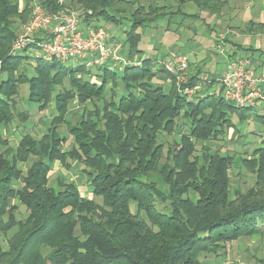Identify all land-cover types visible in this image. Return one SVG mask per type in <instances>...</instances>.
Instances as JSON below:
<instances>
[{
	"label": "trees",
	"instance_id": "1",
	"mask_svg": "<svg viewBox=\"0 0 264 264\" xmlns=\"http://www.w3.org/2000/svg\"><path fill=\"white\" fill-rule=\"evenodd\" d=\"M39 1L50 11L61 9L57 0ZM226 2L73 1L86 22L129 25L124 35L130 63L122 69L98 65L101 72L93 74L85 63L12 54L16 22L29 21L31 1L21 10L17 0H0V73L5 74L0 82V235L8 243L7 248L0 244V264H208L210 256L228 255V243L264 236V138L242 159L255 175L254 185L236 190L234 196L230 169L236 156L206 145L196 154L198 141L218 139L233 124L232 115L245 121L250 108L227 101L219 77L211 75L190 97L161 64L164 57H141L134 63L135 55L144 54L140 29L164 19L175 22L177 15L182 20L198 17L186 11L189 6L219 16ZM262 29V24L249 25L250 32ZM30 59L31 76L22 68ZM92 75L100 80L93 81ZM201 76L202 69L191 71L181 87L195 86ZM121 78L125 90L118 95ZM110 82L111 98L106 99ZM24 83L29 85V101L44 110L54 100L55 114L41 138L26 133L12 146L1 128L17 118L28 119L29 114L16 107ZM73 101L86 107L76 123L68 118ZM179 118L190 123V131L165 155L159 134L178 128ZM63 123L74 138L69 150L63 149ZM32 158L24 171L21 165ZM75 159L88 177L93 198L82 195L64 172L58 174L56 186L50 185L54 163L71 170ZM19 203L27 209L26 217H18Z\"/></svg>",
	"mask_w": 264,
	"mask_h": 264
},
{
	"label": "rangeland",
	"instance_id": "2",
	"mask_svg": "<svg viewBox=\"0 0 264 264\" xmlns=\"http://www.w3.org/2000/svg\"><path fill=\"white\" fill-rule=\"evenodd\" d=\"M73 0H69V3L71 4ZM231 8H225L221 11V14L219 16L217 15H211L208 12L201 11L196 6H189L186 8V11L197 14L198 17H187V19H180V16L174 17V21L172 22V29L169 30V32H166L167 22L161 21V27L158 28L157 33L153 34V31L149 30L148 27L144 29H140L142 32L144 30V43L140 44V48H146L147 47V39L154 38L155 44L154 46L158 49H160L164 44L165 47H162V51L165 50L166 52L164 58L171 57L172 55L183 53L187 54L190 58V68L189 71H194L196 68V64L202 65L205 59L206 64L205 68L202 70V74L208 75L210 77L212 74L208 72L209 70H206L208 65L212 63L219 62L218 67L219 69L223 70L225 65V58L223 51L226 48H229L228 42L226 41V38L228 37L230 31V25L240 23V21L245 19L246 15H237L238 12H240V9L243 4L241 0H230ZM245 4V2H243ZM74 7V6H72ZM76 8V7H74ZM79 9V8H77ZM239 10V11H237ZM79 11L82 14V9H79ZM237 12V13H236ZM247 12H251V10H247ZM237 16H239L237 18ZM176 21H181L180 24H177ZM99 23V22H98ZM25 23H21L20 21L16 22V28L17 31L20 32L22 29V26L25 25ZM123 25L129 26L127 23H124ZM242 26V25H240ZM108 32L109 29H121L122 27L114 25V24H106L104 26ZM210 27L212 29H210ZM112 30V31H113ZM241 30L243 28L241 27ZM164 32V35H162V38L160 41L157 40L156 34L158 35V38L160 37V33L158 32ZM118 38L122 40L123 42L126 39V35L124 32V29L118 30ZM151 35V36H150ZM147 37V38H146ZM260 37H258L259 39ZM163 40V41H162ZM162 41V42H161ZM246 43H252L256 45L257 38H252V40H246ZM121 42L122 46L124 43ZM262 47L264 48V38ZM189 48H188V47ZM185 48H188L190 50H193L195 54L192 51H186ZM184 50V51H183ZM118 54L123 56V52L121 49H119ZM163 58V59H164ZM34 60L30 59V61L27 63H23L22 68L26 69L29 72V75H33V64ZM192 62V63H191ZM80 63V60H73L69 63H65L67 65H77ZM125 62L123 59L120 61L114 63V67L123 68V65ZM92 69L96 72L99 71L96 66H93ZM119 76H124L121 74L119 69H116ZM2 78V74L0 73V80ZM93 81L100 80L99 78H91ZM157 82H163L160 79H156ZM111 86L112 83H109L108 91L105 94L106 99L111 98ZM166 87H170V83H165ZM218 87V86H216ZM215 87V88H216ZM58 91L60 89L57 88ZM125 90V83L123 79L118 80V86L116 88V91L118 95H121ZM217 93H220V89L216 88ZM99 105L102 104V101H97ZM54 100L52 101L51 105L47 107L44 110H39L37 108V104L35 102L29 101V85L28 83H24L20 86L19 93L16 97V107L21 112H27L29 114V117L26 121H21L19 118L15 119L14 122L9 124L8 126H5L1 128V132L4 138H7L10 145L15 144L16 142V135H20V133L24 131H30L36 138H41L44 132H47L48 125L53 117L54 114ZM93 104L88 103L87 108L93 109ZM84 108H86L83 105H79L76 101L71 102L68 112V118L71 120L72 123H76L79 119L81 113L84 111ZM252 111H250L251 113ZM253 113V112H252ZM251 117H254L253 114H251ZM232 121L237 125L239 129L243 131L244 128H248L250 130L247 135V140L250 143H247V146L244 148L242 147H236V145H233L232 143H228L225 141V139H213L210 141H198L197 142V152L196 154L201 155L202 151H204L203 146H210L212 151H218V152H228L232 155H236V159L234 164L232 165L230 169V177H231V193L232 195L236 190H243L246 191L248 188L252 187L255 183V175L250 172L247 167L242 163V159L245 156L250 155L251 151L253 150L255 146V139L257 136H255V132L258 133V130L261 128V124H259L258 121H254L253 124L248 123L247 121H242L239 116L236 114L232 115ZM60 132L67 138L66 142L63 145V149L69 150L74 146V138L69 133L68 126L66 123H63L59 126ZM190 131V123L185 121L184 118L178 119V128H176L172 132L167 131H161L159 134V140L164 143L165 145V155L170 154L174 150L175 144L180 140L181 136L184 133H189ZM253 131V133H252ZM17 132V134H15ZM19 133V134H18ZM260 137V136H259ZM261 140V137H260ZM257 142V141H256ZM260 142V141H259ZM256 143L257 144H259ZM13 146V145H12ZM242 148V149H241ZM36 159L32 158L31 161L28 163H23L21 167L24 171H27L28 167L30 166L31 162ZM75 169V168H74ZM81 169V168H80ZM67 170L64 167H60V163H58L56 169L50 173V185L56 186V179L58 174L61 172H64L67 176L69 175L72 178H75L77 181L80 179H77V174H80L81 170ZM80 171V172H79ZM69 178V177H68ZM72 180L71 178H69ZM74 179V180H75ZM75 180V181H76ZM80 183H85V185L80 186V190L84 191L85 193H88V188L90 185H88V181L84 182L80 180ZM90 193V192H89ZM88 193V194H89ZM89 196H92L89 194ZM98 202L102 201L101 197L95 198ZM14 203L16 201H11V203ZM18 204V202H17ZM163 206V205H162ZM133 210L135 209V206H132ZM18 217H26L28 215V211L25 208L24 205L19 203V209L17 213ZM0 244L4 248H7V242L5 237L0 235ZM228 250H229V256H227L226 260L224 259L221 261V264H264V237L257 235L254 237H244L240 238L238 240H235L233 242L228 243Z\"/></svg>",
	"mask_w": 264,
	"mask_h": 264
},
{
	"label": "built area",
	"instance_id": "3",
	"mask_svg": "<svg viewBox=\"0 0 264 264\" xmlns=\"http://www.w3.org/2000/svg\"><path fill=\"white\" fill-rule=\"evenodd\" d=\"M255 1L246 0L248 5ZM57 3L61 9L50 11L39 0H33L29 21L17 32L12 54L23 53L35 59L62 63L80 60L88 67L114 65L122 59L117 47L110 42L111 35L104 26L96 21L86 22L79 9L72 7L69 0H57ZM124 62L130 63L128 60ZM160 62L175 76L179 90L190 97L201 90L203 82H208L210 78L202 74L198 84L182 88V83L190 75L189 56L178 53ZM219 81L224 98L238 106L250 108L263 98L264 72L252 69L248 57L231 59Z\"/></svg>",
	"mask_w": 264,
	"mask_h": 264
},
{
	"label": "crops",
	"instance_id": "4",
	"mask_svg": "<svg viewBox=\"0 0 264 264\" xmlns=\"http://www.w3.org/2000/svg\"><path fill=\"white\" fill-rule=\"evenodd\" d=\"M17 1L19 2L21 10L26 8L27 0H17ZM30 1H31V7H32L33 0H30ZM73 1H76V0H73ZM241 2L243 4V6L241 8H239L240 12H238L237 15H240V16L241 15H246L245 19L243 20V22L241 20L240 23H237V24H232L231 23L230 28H229L230 31H228L229 35L226 38V41L229 43L228 44L229 48H226L225 50H222L223 54H224L223 58H225V65L223 67L224 69L223 70L219 69V67H218L219 62H217V61H216V63L214 62V63L208 65L206 70H209L208 72H210L212 74V76L221 77L223 75V73L226 71L229 61L231 59H234V58H247L248 57L250 59V67L252 69H254L256 72H264V48L262 47V43H261V42H263V38H264V29L259 30V31H255V32H250L249 31V25H250L251 22L257 23L259 25L260 24L264 25V0H259V1L257 0L252 5H248L246 0H241ZM243 2H245V4ZM225 8H231L230 0H227L226 5L224 6L223 9H225ZM247 10H251V12H247ZM237 11H239V10H237ZM238 17L239 16H237V18ZM164 20L167 22V27L165 28L166 32H169V30L172 29L171 28L172 27V23H169L167 19H164ZM164 20H160V21L152 23L148 27V29L153 31V34L157 33V31H155V29L157 30L158 28H160L161 25H162L161 21H164ZM176 22H177V24H180L181 21H176ZM97 23L101 24L102 26H105L104 22L97 21ZM116 25L122 27L124 29V32L128 28L127 25H123V24H116ZM240 25H242V26H240ZM241 27L243 28V30H241ZM122 28L121 29H114V30L113 29H109V34L111 35L110 36V42L114 46L117 47L116 49H118V50L121 49L122 50L123 56L121 55V58L123 59V61H126V60H128V55H129V45L126 43V41L123 42L122 40H120L118 38V33H117L118 30H122ZM210 29H212V28L210 27ZM144 30L142 31L143 40H142L141 43H144V38H145L144 37ZM158 33H160V37L158 38L157 34H156V37H157V40L159 39L158 41H160L161 38H162V35H164V32L161 31V32H158ZM254 37L257 38L256 45H254L252 43H246L245 39L246 40L247 39L248 40H250V39L252 40V38H254ZM258 37H260V38L258 39ZM146 41H147V47L146 48H142L144 50V54L135 55V57H134V61L135 62L138 63L139 60L141 59V57L143 59L144 58H162V57H165L166 52H164L165 50L162 51V47L164 48L165 44L160 49H158V48H156L154 46V44H155L154 43L155 42L154 38H151L150 40L147 39ZM121 42L124 43L123 46H122ZM188 48H185V52L186 51H192L195 54V52L193 50H190ZM206 60L207 59L204 60L202 65L196 64L195 70L196 69H202L203 70V68H205ZM92 72H93V74H95V73L99 74V72H101V71L99 70V71L95 72L94 70H92ZM1 74H2V78H1L0 82L5 77L4 73H1ZM92 77L98 78V77H96L94 75H92ZM96 81H99V80H96ZM216 88L219 89V85ZM261 93H262L263 98L255 106H251L250 110L249 109L247 110L248 117L245 120V121H247L250 124H253L254 121H258L259 124H261V128H260V130H258V133H256V132L254 133L255 136H257V138L255 139V146H254L253 150L260 145L262 139L264 138V124H263V121H262L263 120L262 116L264 115V84H263V86L261 88ZM250 111H252L253 113L252 112L250 113ZM54 114H55V110H54ZM54 114H53V116H54ZM251 114H253L254 117H251ZM3 127H5V126H3ZM249 131L250 130H248V128H244L243 131H242L241 129H239L237 127V125L235 123H233L231 126H228V127L225 128L224 135L220 136L218 139H220V140L221 139H225L226 142L232 143L233 145H236L237 148L238 147H242V148L244 147L245 148L247 146V143H250L247 140V135H248ZM26 133H31V132L26 130V131L20 133L19 136L16 135L15 136L16 142H15V144H12V145L13 146L18 145V143L21 141L23 135L26 134ZM252 133H253V131H252ZM15 134H17V132H15ZM259 136L261 137V140H260ZM258 142H259V144L256 145V143H258ZM250 155H251V153H250ZM250 155H248V156H250ZM234 156H236V155H234ZM248 156H245V157H248ZM58 163H60V167L62 166L60 161H56L54 163V168L55 169H56ZM72 164L75 167V169H72V170H75V171L77 170L78 171L81 168V165L79 164V162L76 161V159L72 161ZM60 172H61V170H60ZM77 176H78L77 179H80V180H82L84 182L88 181V177L85 174H82L81 172H80V174H77ZM67 177L71 178L73 181L76 180L75 178H72L69 175ZM80 180L79 181H77V180L75 181L78 184L79 187L82 186V185H85V183H80ZM88 191L90 192V193L89 192L88 193L90 195H92V196H89V194L85 193L84 191H82V195H84L85 197H88V198H93L94 195L90 191V188H88ZM233 196H234V194H233ZM257 235L263 236L261 234H255L253 236H247V237H254V236H257ZM242 238H244V237H242ZM227 256H229V250H228V255ZM227 256L225 258H227ZM225 258L223 256H219V257L210 256V257L207 258V261H208V264H221V261H223Z\"/></svg>",
	"mask_w": 264,
	"mask_h": 264
}]
</instances>
